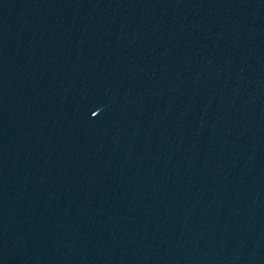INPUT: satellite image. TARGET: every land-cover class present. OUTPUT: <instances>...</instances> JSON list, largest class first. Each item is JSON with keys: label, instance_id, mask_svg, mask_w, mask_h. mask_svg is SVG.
<instances>
[{"label": "water", "instance_id": "1", "mask_svg": "<svg viewBox=\"0 0 264 264\" xmlns=\"http://www.w3.org/2000/svg\"><path fill=\"white\" fill-rule=\"evenodd\" d=\"M0 264H264V0H0Z\"/></svg>", "mask_w": 264, "mask_h": 264}]
</instances>
